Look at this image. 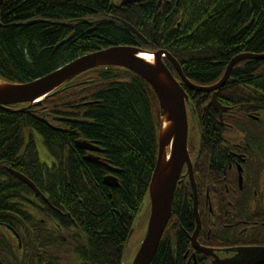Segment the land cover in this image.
<instances>
[{
	"label": "trees",
	"instance_id": "16d2710c",
	"mask_svg": "<svg viewBox=\"0 0 264 264\" xmlns=\"http://www.w3.org/2000/svg\"><path fill=\"white\" fill-rule=\"evenodd\" d=\"M180 2L179 27L165 8L156 17L157 4L147 12H133V19L145 22L132 21L145 37L141 40L120 21L109 20L113 0H4L0 79L28 83L80 56L123 44L171 52L185 75L200 83L215 79L222 65L239 52H264V0ZM97 18L101 20L94 22ZM165 61L179 77L172 62ZM159 114L152 86L138 74L113 66L91 69L19 112L0 108V160L10 162L29 145L25 131L35 128L44 133L59 162L46 174L54 177V204L74 210L78 224L71 247L80 264H123L133 221L141 217L149 198L159 152ZM210 123L207 130L212 140L214 125ZM78 140L99 143L101 164L82 159ZM111 171L120 181L117 188L109 186L112 198L102 182ZM176 189L172 217L151 264H179L167 231L177 219L188 230L192 220L185 185Z\"/></svg>",
	"mask_w": 264,
	"mask_h": 264
},
{
	"label": "flooded vegetation",
	"instance_id": "af4514ba",
	"mask_svg": "<svg viewBox=\"0 0 264 264\" xmlns=\"http://www.w3.org/2000/svg\"><path fill=\"white\" fill-rule=\"evenodd\" d=\"M124 1L113 0L112 17L142 25L145 22L133 19L131 14L137 10L147 12L157 4V18L165 8L168 17L180 25V0H163L159 8L160 0ZM112 17L102 18L111 21ZM230 61L209 82L196 83L187 77L205 88L215 86L226 74ZM231 69L228 81L217 90L198 92L177 77L189 95L187 146L196 183L186 163L178 185L184 184L188 191L192 224L187 230L177 219L176 226L167 231L179 264H264V59H244ZM210 122L214 125L212 140L207 130ZM25 132L29 145L14 154L10 162L0 160V264H80L71 247L78 224L74 210L54 204V177L46 174L59 162L42 131L30 128ZM90 143L96 146L95 151L76 147L83 151L84 161L94 157L99 162H90L101 164L103 149L97 142ZM19 174L25 175L39 192ZM107 175L117 176L113 171ZM44 181L47 186L42 184ZM97 187L101 189L99 183ZM106 187L112 198V188Z\"/></svg>",
	"mask_w": 264,
	"mask_h": 264
},
{
	"label": "water",
	"instance_id": "95a60500",
	"mask_svg": "<svg viewBox=\"0 0 264 264\" xmlns=\"http://www.w3.org/2000/svg\"><path fill=\"white\" fill-rule=\"evenodd\" d=\"M134 0H125L124 3ZM162 2V0H160ZM4 0H0V9ZM130 31H133L141 40L145 37L131 23L117 18ZM145 40V39H144ZM172 62L174 68L179 73L182 81L196 91H209L220 89L228 80L231 68L240 60L244 59H264V53L261 55L255 53H241L229 63L226 74L221 81L209 88L196 85L185 75L180 61L167 50H158L149 52L144 48L129 45H114L109 48H102L93 51L80 58L70 61V63L59 67V69L50 72L47 75L38 77L37 80L28 83H13L0 79V108H9L8 106L18 104H30L34 106L40 101L45 100L60 90V87L69 83L82 73L91 71V69L102 67H119L138 74L146 80L158 96L160 104V130H159V153L155 165V171L151 177L149 186L148 206L150 207V216L146 235L142 245L130 264H151L159 248L170 218L172 216V206L174 194L177 185L181 180L184 165L187 163L191 177H193V167L191 156H189L188 139L189 124L187 114V105L189 95L182 84L176 79L174 73L168 67L166 61ZM218 105L217 101H214ZM77 147L85 150L95 151L96 146L87 140H78ZM90 161L99 162L94 157H87ZM30 185H33L37 192L36 185L32 184L25 175H20ZM104 182L112 187L120 185L119 179L114 175H107ZM195 183V178L193 177ZM196 186V185H195ZM133 235L127 240V244ZM264 254V253H263Z\"/></svg>",
	"mask_w": 264,
	"mask_h": 264
},
{
	"label": "rangeland",
	"instance_id": "374dc122",
	"mask_svg": "<svg viewBox=\"0 0 264 264\" xmlns=\"http://www.w3.org/2000/svg\"><path fill=\"white\" fill-rule=\"evenodd\" d=\"M135 221H137L139 225L137 224V222H135L136 229L134 231V234L131 236L130 241L128 242L129 245L125 252V262L128 264L132 262V259L135 258L136 253L141 247L142 245L141 243L146 235V230H147V225H148L147 218L142 219L140 221V216H138L136 217Z\"/></svg>",
	"mask_w": 264,
	"mask_h": 264
},
{
	"label": "bare ground",
	"instance_id": "6f19581e",
	"mask_svg": "<svg viewBox=\"0 0 264 264\" xmlns=\"http://www.w3.org/2000/svg\"><path fill=\"white\" fill-rule=\"evenodd\" d=\"M162 2H163V0H162ZM162 2H161V1L159 2L158 8H159L160 5L162 4ZM158 10H159V9H158ZM233 59H234V58H233ZM233 59H232V60H233ZM232 60H231V61H232ZM231 61H230V62H231ZM240 61H242V60H240ZM238 63H240V62H238ZM238 63H236L235 65H237ZM235 65H234V66H235ZM175 72H177L176 69H175ZM177 74H179V73L177 72ZM181 81H182V79H181ZM182 82H183V81H182ZM184 83H185V82H184ZM185 84H186V83H185ZM158 101H159V100H158ZM158 147H159V145H158ZM159 148H160V147H159ZM158 153H159V152H158ZM154 168H155V167H154ZM154 171H155V169H154ZM153 173H154V172H153ZM152 175H153V174H152ZM151 177H152V176H151ZM105 185H106V184H105ZM107 185H108V184H107ZM108 186H110V185H108ZM111 187H112V186H111ZM115 188H117V187H115ZM176 190H177V189H176Z\"/></svg>",
	"mask_w": 264,
	"mask_h": 264
}]
</instances>
